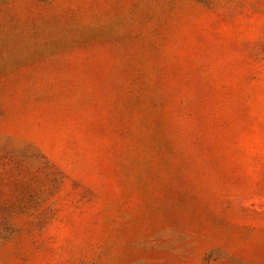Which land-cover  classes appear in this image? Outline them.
<instances>
[{"label":"rangeland","instance_id":"rangeland-1","mask_svg":"<svg viewBox=\"0 0 264 264\" xmlns=\"http://www.w3.org/2000/svg\"><path fill=\"white\" fill-rule=\"evenodd\" d=\"M0 264H264V0H0Z\"/></svg>","mask_w":264,"mask_h":264}]
</instances>
